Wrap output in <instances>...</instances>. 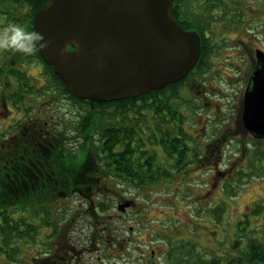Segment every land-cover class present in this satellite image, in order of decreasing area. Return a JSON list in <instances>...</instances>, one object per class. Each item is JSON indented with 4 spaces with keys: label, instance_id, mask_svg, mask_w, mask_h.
Segmentation results:
<instances>
[{
    "label": "rangeland",
    "instance_id": "1",
    "mask_svg": "<svg viewBox=\"0 0 264 264\" xmlns=\"http://www.w3.org/2000/svg\"><path fill=\"white\" fill-rule=\"evenodd\" d=\"M185 1L187 0H184L183 4L188 12V22H194L196 16L192 11L203 10L201 7L205 5L198 6L194 0H191L190 4ZM235 1L231 0L229 8L221 17H203L201 20L207 25L206 28H209L207 19L220 22L219 19L223 20L227 16L225 22L228 23H217L215 31L208 37V41L214 44L211 47L209 67L202 78H198L207 88V92L200 96L202 100L196 96V89L189 91L183 87L181 97L173 100L180 103V110L184 114L182 125L193 141L191 144L199 145L200 155L203 154L201 143L204 144L219 131L227 134L222 149L221 172L210 166L207 161L205 165L191 163L177 172L171 165L173 159H169L164 150L149 139L152 129L157 136L161 135V132L153 127L155 121L149 115V124L138 129L139 136L147 141V148L155 151V162L161 165V170L166 168L174 174L169 178L160 179L153 185L135 188L96 170V176L101 182H107L113 191L136 201L119 219V196H113L110 192L114 198L110 200L113 206L104 213L106 220L111 221L109 225L116 229V237L127 239L119 245L127 246L126 254H118L113 247L106 253L107 247L100 242L103 219H97L100 225L95 229L92 219L86 213L89 199L77 194L72 197L65 196L54 203L51 221L59 218L58 231L54 232L52 226H42L44 215L39 212L35 216L36 224L40 226L36 237L18 242L21 261H12L0 253V264H33L36 256H44L40 253L47 250L51 235L50 243H58L59 238L61 241V235L68 236L67 242L75 244L77 264H147L151 262V247L148 246L150 244L167 245L164 246V249H167L164 257L160 256V250H157L155 255L160 256V264H230L233 257L244 256L251 238L264 242V141L259 143L252 136L243 133L240 124L245 51L242 40L255 42L263 39L264 42V33L262 36L257 34V30L262 28L260 22H255L256 18L252 23L242 22L241 18L235 19L240 15L235 10ZM242 1L249 6V9H245L249 18L256 13L264 21V0ZM250 7L253 10H250ZM27 8L29 6L25 5L22 11L17 4L0 0V23L8 21L0 27L8 23L23 24L19 17L24 13L21 17L27 19ZM230 8L233 10L230 11ZM219 12L221 9H216L213 13ZM32 61L21 53H0V66L23 70L34 87L43 86L49 78L46 77L43 65ZM6 80L8 83L3 85ZM17 81L15 77L9 79L6 74L0 73V141L4 140L3 131L17 120L24 122L30 118H42L43 121L49 120L51 127L54 125L64 129V118L71 120L74 114L81 110L79 105L64 97L60 91L54 92L51 85L50 91L45 90L47 94L42 96H39L38 91L33 98L26 94L27 105L37 106L28 117L23 111L15 108L14 104L19 105L18 103H11L9 99L3 101L8 103L9 110H6L1 107L2 95L9 98L10 92L18 88ZM47 104L50 106L44 111L42 108ZM66 145L78 149L76 138L67 139ZM104 187L102 184V189L95 194L97 201L98 198L106 200L102 192ZM59 208L62 212L57 213ZM28 213V217L33 218V214ZM93 231H97L96 245L90 240ZM173 244L176 246H171ZM155 260L158 261L156 257ZM259 263L264 264V261L260 260Z\"/></svg>",
    "mask_w": 264,
    "mask_h": 264
},
{
    "label": "trees",
    "instance_id": "2",
    "mask_svg": "<svg viewBox=\"0 0 264 264\" xmlns=\"http://www.w3.org/2000/svg\"><path fill=\"white\" fill-rule=\"evenodd\" d=\"M9 1L21 6L29 5V13L24 21L29 31L34 30L36 12L47 0ZM173 1V14L176 17L175 7L178 5L176 0ZM185 2L190 4L191 1ZM199 32L202 46L197 66L202 72H206L212 44L204 31ZM69 48L75 47L71 45ZM27 57L34 63H41L49 79L43 86L34 87L25 72L16 67L10 68V73L18 80L17 91L9 96V100L19 104H14L15 108L28 117L37 106H28L25 95L38 91L39 96H42L50 91L51 85L54 92L60 91L64 97L79 105L81 110L71 120L64 118L65 128H57L54 135L53 129L44 128L42 118L34 119H40L39 124H34L31 120H18L3 131L4 140L0 141V253L12 261H21V255L18 254L21 250L17 245L20 241L36 237L40 226L36 224L35 216L43 212L42 226H52L54 232L58 231L59 218L51 221L54 203L65 196L78 194L89 199L86 213L92 219L95 229L100 225L97 219H103V244L107 247L108 254L109 248L116 244V229L109 225L111 221L106 220L104 213L112 208L110 200L114 198L106 189L103 190L106 200L98 198L97 201L94 198L101 187L96 170L135 188L153 185L174 174L166 168L161 170V165L155 162V151L147 148L145 139L139 136L138 129L149 124V115L155 121V128L161 132L157 136L152 129L149 139L159 144L167 157L173 159V167L177 168V172L184 168L182 163L188 146L182 144L181 138L172 135L175 131L183 132V140H190L182 125L184 114L180 110V103L173 101L181 97L183 80L135 97L91 102L69 93L53 67L44 61L39 49ZM2 72L0 67V73ZM48 106L50 105L47 104L42 109L45 111ZM69 137L77 139V150L67 147ZM254 140L259 143L264 141ZM60 211L62 212L59 208L57 213ZM28 212L33 214V218L28 217ZM96 233L97 231H93L90 239L94 245L97 244ZM247 245V249L243 251L244 256L233 257L230 264H260V260L264 261L263 241L251 238Z\"/></svg>",
    "mask_w": 264,
    "mask_h": 264
},
{
    "label": "water",
    "instance_id": "3",
    "mask_svg": "<svg viewBox=\"0 0 264 264\" xmlns=\"http://www.w3.org/2000/svg\"><path fill=\"white\" fill-rule=\"evenodd\" d=\"M172 7L173 0H47L34 28L53 43L39 51L80 99L105 102L163 89L185 78L201 51L200 34L183 28ZM243 119L264 137V62L246 90Z\"/></svg>",
    "mask_w": 264,
    "mask_h": 264
},
{
    "label": "flooded vegetation",
    "instance_id": "4",
    "mask_svg": "<svg viewBox=\"0 0 264 264\" xmlns=\"http://www.w3.org/2000/svg\"><path fill=\"white\" fill-rule=\"evenodd\" d=\"M188 1H191V0H188ZM194 1H195L196 5H198V6L205 5L208 7V9H206V7L203 6V7H201V8H204L203 10L198 9V11H196V10L192 11L196 16V19L194 22L193 21L188 22L189 21L187 19L188 18L187 17L188 12L185 10V6L183 4L184 0H176L177 5H178L175 7L176 18L178 19V21L181 23V25L185 29L197 30V31L202 30L206 33L207 36H210V33L215 31L214 27L217 23H219L221 25H225V24L228 25V23H226L227 22L226 21L227 16L224 17L223 20L219 19L220 22H217L216 20L210 21V19H207L209 21V28H206L207 25L204 23V21H201V20L203 17L209 18L210 16H214V18H216V19L218 17H221L224 13H226V10L229 8V5L231 4V0H209V1H207V0H194ZM13 3H15V2H13ZM235 3H236L235 10H237V13L240 14L235 19L237 20V18H241L242 22L252 23L253 20L256 18L255 22H260L261 23L260 26L262 28L261 30L260 29L257 30V34L262 36L264 33V31H263L264 30L263 18L256 13H254V15L249 18L245 14V9H249V6L245 2H243L242 0H236ZM15 4H17V3H15ZM25 5H27V4H24V5L22 4V6L17 4V7L19 8V10L23 11ZM27 6H29V5H27ZM27 9H30V7ZM216 9H221V12L214 14L213 12ZM229 10L232 11L233 9L230 8ZM250 10H253V9L250 7ZM21 15H24V13ZM21 15L19 17V19H20L19 21H23V24H21V25L27 27L26 23L23 19V16L21 17ZM7 22L8 21H3L2 23L6 24ZM2 23H0V24H2ZM232 25H234L233 22H232ZM242 42L244 43V50L245 51H244V57H243L244 58V64H243V68H242V70H244V73L242 76L243 77L242 78V92L240 94V109H241V114H240L241 123L240 124H241L243 133H245L246 135H250V136L255 138V135L245 125V122L243 119V113H244L246 90L251 85V81H252L254 71L256 70L257 67H259L261 65V63L264 62V42H263V39L261 41L255 40V42L252 40H250L249 42L242 40ZM258 53L262 56L261 59H259ZM0 67L3 69V72H2L3 74H6V76L8 78H12V75H10L11 73H10L9 69L15 68V67H12V66H10L9 68L3 67V66H0ZM191 73L192 74L187 75V77H185V79L183 80L184 81L183 82V89H187L189 91L191 89H196V91H195L196 96H198V98H200V96L203 95V93L207 92L206 86H204L203 83L201 82V80L198 79V78H202V76L204 75V72H202L200 69H198V66L196 65L194 67V69L191 71ZM7 83L8 82L5 81V84H7ZM16 91H17V89L13 92H10V94L15 93ZM29 95L32 98L36 97V95L32 92H28L27 96H29ZM5 99H8V97H6V95H2L1 102L6 101ZM12 102H14V101L11 100V103ZM1 107L5 108L6 110H9V106H8L7 102H3V106L1 105ZM202 109H203V107H202ZM36 119H38V118H36ZM30 120H31L30 122H35L34 124H39L38 121H40V119L37 121V120H34V118H30ZM42 123L44 124V128L53 129L52 134L53 135L56 134L57 126L54 127V125H53L51 127L49 120L43 121ZM13 124L14 123H12L11 125H13ZM153 127H155V125H153ZM40 129L42 130L43 127H41ZM58 129H60V128H58ZM185 133L189 135V133L186 130H185ZM172 135H174L175 137L181 138L182 144H186L188 146L186 158H185L184 162L182 163V164H184V166H183L184 168H187L189 165H191V163H201V164L205 165V162L207 161V163L210 166H213L214 169L221 172L220 165L223 163L222 149H223V146L225 144L224 141H225V138L227 135V134H225V132L219 131V133H217L216 136L213 134L212 137H210L209 140L206 141L204 144L201 143V141L199 139V142L202 144V147H203V154L202 155H200V153H199L200 152L199 145H194V144L192 145L191 144V142H193L192 140H188V139L183 140V132L175 131L172 133ZM193 139L195 141H197L196 138H193ZM171 165L174 166L175 162H172ZM174 168L177 169L176 167H174ZM228 169H231V168H228ZM97 181H98V184L100 183V186H102V184L105 185V189L107 191L113 193L112 194L113 196H119L118 202H119V208L120 209H119V214H118L117 218H119V216L125 215L127 209L131 208L134 204H136V201L134 199L125 198V196L118 194L117 192L113 191L111 189V187L107 184V182H101L102 180H100V179H98ZM122 201H124V203H121ZM125 204L129 205V206L125 208ZM59 235H61V234H59ZM100 235L102 237L100 242H101V244H103V236H102L101 232H100ZM62 236H65V237H62ZM66 238H68V236H66L65 234L61 235V241L59 238L58 243L57 242L50 243V239H49L48 240L49 246H47V250L44 253H42L44 256H42V257L36 256L35 262L33 264H77V257H78L77 255L78 254L76 252L75 244L68 243ZM115 238H116V244H115L116 246L114 245L113 248H116L118 254H121V255L126 254L127 246H124V245L119 246V245L122 241H126L127 239H123V238H119V237H115ZM122 244H123V242H122ZM148 246L151 247V250H150L151 262H149V263L147 262V264H160L161 261L159 260V258H160V256H162V257L165 256V251L167 249H164V246H167V245L150 244ZM171 246H176V244H173ZM157 250H160V254H161L158 257L155 256L157 253ZM155 257L158 259L159 262L155 260ZM163 259H162V262L164 261ZM97 263H98V261H97Z\"/></svg>",
    "mask_w": 264,
    "mask_h": 264
},
{
    "label": "clouds",
    "instance_id": "5",
    "mask_svg": "<svg viewBox=\"0 0 264 264\" xmlns=\"http://www.w3.org/2000/svg\"><path fill=\"white\" fill-rule=\"evenodd\" d=\"M53 41L46 39L38 30L29 31L18 23H8L0 27V53L17 52L23 55H32L38 49H46Z\"/></svg>",
    "mask_w": 264,
    "mask_h": 264
}]
</instances>
